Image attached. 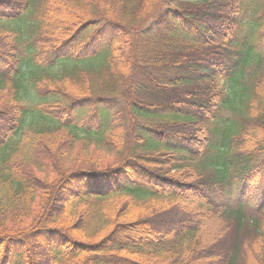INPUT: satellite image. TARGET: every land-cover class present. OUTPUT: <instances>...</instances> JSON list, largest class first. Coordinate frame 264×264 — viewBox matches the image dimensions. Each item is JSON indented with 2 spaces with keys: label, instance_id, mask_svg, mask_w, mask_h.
<instances>
[{
  "label": "trees",
  "instance_id": "1",
  "mask_svg": "<svg viewBox=\"0 0 264 264\" xmlns=\"http://www.w3.org/2000/svg\"><path fill=\"white\" fill-rule=\"evenodd\" d=\"M7 148L0 264H264V0H0Z\"/></svg>",
  "mask_w": 264,
  "mask_h": 264
},
{
  "label": "rangeland",
  "instance_id": "2",
  "mask_svg": "<svg viewBox=\"0 0 264 264\" xmlns=\"http://www.w3.org/2000/svg\"><path fill=\"white\" fill-rule=\"evenodd\" d=\"M56 70H57V68H56ZM229 92H230V95L232 96L231 91H229ZM30 94H31V95L34 94L33 96H34L35 98H34L33 100H35V99H36V100H40V99H38V96L36 95L35 92L32 91ZM35 112H36V111H35ZM221 114H222L221 120H224V121H223L224 123H228L227 120H229V119L231 118V116L233 115L232 110H230L228 107L223 108ZM10 152H11L10 149L7 148V149L2 150V152L0 153V155H2V154H8V153H10Z\"/></svg>",
  "mask_w": 264,
  "mask_h": 264
}]
</instances>
